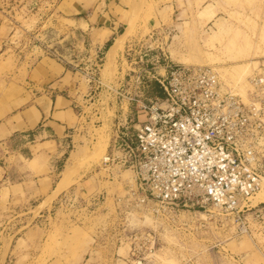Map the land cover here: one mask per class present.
<instances>
[{
    "label": "rangeland",
    "instance_id": "1",
    "mask_svg": "<svg viewBox=\"0 0 264 264\" xmlns=\"http://www.w3.org/2000/svg\"><path fill=\"white\" fill-rule=\"evenodd\" d=\"M68 2L0 0V115L43 57L78 70L72 82L80 100L52 193L17 218L0 208V225L8 220L12 230L0 236L1 264H133L142 256L144 264H264V202L250 199L245 232L215 208L212 216L195 208L157 215L124 198L132 172L110 175L101 166L116 125L142 123L138 106L160 96L155 78L166 64L211 65L238 93V65L248 67L246 82L264 74V0H126L119 40L93 70L80 68L87 47L67 19ZM66 49L71 58L60 56ZM128 111L133 120L123 124Z\"/></svg>",
    "mask_w": 264,
    "mask_h": 264
},
{
    "label": "built area",
    "instance_id": "2",
    "mask_svg": "<svg viewBox=\"0 0 264 264\" xmlns=\"http://www.w3.org/2000/svg\"><path fill=\"white\" fill-rule=\"evenodd\" d=\"M155 79L163 97L138 106V126H116L102 168L132 172L124 198L136 209L172 216L215 208L247 231L243 213L264 190V74L248 77L246 100L211 65L169 63Z\"/></svg>",
    "mask_w": 264,
    "mask_h": 264
},
{
    "label": "crops",
    "instance_id": "3",
    "mask_svg": "<svg viewBox=\"0 0 264 264\" xmlns=\"http://www.w3.org/2000/svg\"><path fill=\"white\" fill-rule=\"evenodd\" d=\"M125 1L68 2L67 19L80 31V41L87 47L81 69L93 70L92 61L119 38L125 24L120 19L126 8ZM69 50L60 56L71 58ZM73 68L51 57L39 59L30 72L35 79L25 85L15 105L9 104L0 115V208L4 218H17L26 213L23 210L29 208L27 205L42 200L55 188L53 175L70 142L74 141L73 119L80 106L72 82L78 70ZM120 119L123 124L133 120L130 111L123 112ZM7 223L4 220L0 225V236L2 232H12Z\"/></svg>",
    "mask_w": 264,
    "mask_h": 264
},
{
    "label": "bare ground",
    "instance_id": "4",
    "mask_svg": "<svg viewBox=\"0 0 264 264\" xmlns=\"http://www.w3.org/2000/svg\"><path fill=\"white\" fill-rule=\"evenodd\" d=\"M119 40V39H118ZM117 48V47H116ZM115 51V50H114ZM240 60V59H239ZM242 60V59H241ZM250 60V59H249ZM244 61V60H243ZM253 61V60H252ZM249 63V62H248ZM239 77L237 81L242 85L240 88L239 94L246 100L247 94L250 92V86L248 85V81L246 82V72H248V67L246 64L238 65ZM248 74V73H247ZM253 202H264V190H259L253 197Z\"/></svg>",
    "mask_w": 264,
    "mask_h": 264
},
{
    "label": "trees",
    "instance_id": "5",
    "mask_svg": "<svg viewBox=\"0 0 264 264\" xmlns=\"http://www.w3.org/2000/svg\"><path fill=\"white\" fill-rule=\"evenodd\" d=\"M158 97L162 98L163 97V94L161 93L160 96H158Z\"/></svg>",
    "mask_w": 264,
    "mask_h": 264
}]
</instances>
